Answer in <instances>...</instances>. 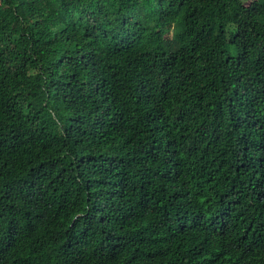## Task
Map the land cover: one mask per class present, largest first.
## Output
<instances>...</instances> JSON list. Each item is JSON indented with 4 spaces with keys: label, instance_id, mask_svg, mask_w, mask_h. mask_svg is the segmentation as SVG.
Returning a JSON list of instances; mask_svg holds the SVG:
<instances>
[{
    "label": "trees",
    "instance_id": "obj_1",
    "mask_svg": "<svg viewBox=\"0 0 264 264\" xmlns=\"http://www.w3.org/2000/svg\"><path fill=\"white\" fill-rule=\"evenodd\" d=\"M0 0V264H264V0Z\"/></svg>",
    "mask_w": 264,
    "mask_h": 264
},
{
    "label": "rangeland",
    "instance_id": "obj_2",
    "mask_svg": "<svg viewBox=\"0 0 264 264\" xmlns=\"http://www.w3.org/2000/svg\"><path fill=\"white\" fill-rule=\"evenodd\" d=\"M246 4L247 5H251L252 7H254V8H257V2H256V0H252V1H247L246 2Z\"/></svg>",
    "mask_w": 264,
    "mask_h": 264
}]
</instances>
